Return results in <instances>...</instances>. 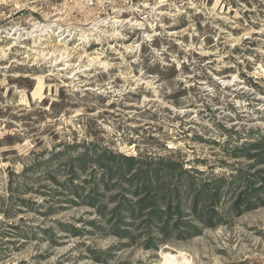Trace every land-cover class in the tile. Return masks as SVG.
<instances>
[{
    "label": "rangeland",
    "instance_id": "obj_1",
    "mask_svg": "<svg viewBox=\"0 0 264 264\" xmlns=\"http://www.w3.org/2000/svg\"><path fill=\"white\" fill-rule=\"evenodd\" d=\"M93 1L0 0V264H264V0ZM160 158L186 169L148 186L183 204L166 238L126 209ZM214 180L210 226L186 188Z\"/></svg>",
    "mask_w": 264,
    "mask_h": 264
},
{
    "label": "trees",
    "instance_id": "obj_2",
    "mask_svg": "<svg viewBox=\"0 0 264 264\" xmlns=\"http://www.w3.org/2000/svg\"><path fill=\"white\" fill-rule=\"evenodd\" d=\"M242 148H251L252 150H254L253 153H246V156L248 158H253L255 160V164H264V134L261 135L260 138L253 143H244L242 145ZM109 156L112 160L117 157L114 153H109ZM118 157H120V155H118ZM122 158L124 159L126 164L124 167L119 165L118 172L123 176L126 172L132 169V166L136 160L134 156L129 155H124ZM156 163L157 165L153 167L150 174L145 173L142 174L141 178L138 177V179H141V183L138 186L136 185L133 191L134 196H136L137 198L134 202L130 203V205L126 207V209L128 210L129 215L132 217H137L138 215L143 214L145 216V224L148 230L151 229L152 225L157 226V229L161 233L162 238H166L169 236L171 230H174L175 228H178L180 226V223L176 220V218L181 215L183 204L181 203L180 197L177 193H171L170 190L165 189V187H163L161 183L155 187H152L151 189H149L148 186L149 184H152L151 181L153 182L154 180H157L158 177H160L159 170L161 167L159 164H164L165 169L175 171L177 173H183L186 171V169L182 167V164L180 162L169 159L160 158ZM137 171L138 170H136L135 173L132 174V176H138ZM239 174H241V171H239ZM249 174L251 175H248V177H246L244 190L236 195L229 206L226 207V211L239 210L242 203L244 204V206H246V208H249L251 206L252 203H250L249 198H247V188L251 185L255 173ZM186 190L191 191V204L189 208L190 214L194 215L197 218L203 217L204 223L210 226L214 224L213 219H215V217L218 219V214L215 209L210 208V205L218 196L219 185L216 184L215 180L204 183L197 190H193L191 188V185H189ZM74 194H78L76 189H74ZM164 197L166 198V201H163V204L161 205L160 200H162ZM199 203H201L202 205L199 206ZM90 204H93L92 200L90 201ZM121 206V204H116L112 208V213L118 215L121 210ZM97 211L102 214L103 206H97ZM174 214L175 217H173ZM172 218H174V222L170 225V220ZM108 221L110 220H106V222ZM110 226L112 230L116 232V234H123L120 232L127 233V230L125 228H121L118 221L110 223ZM76 230L77 229L75 228L72 229L73 232ZM177 234H180V231H178ZM146 246L155 248V245L150 243V239H148Z\"/></svg>",
    "mask_w": 264,
    "mask_h": 264
},
{
    "label": "bare ground",
    "instance_id": "obj_3",
    "mask_svg": "<svg viewBox=\"0 0 264 264\" xmlns=\"http://www.w3.org/2000/svg\"><path fill=\"white\" fill-rule=\"evenodd\" d=\"M131 20V19H130ZM129 20V21H130ZM113 21H115V20H113ZM117 22H119L120 20H116ZM49 25H42V26H40L39 27V25H37L36 27H35V29H34V31H37V30H40V31H42V30H45V31H47L48 30V27ZM39 27V28H38ZM59 33V32H58ZM14 33H13V39H14ZM12 36V35H11ZM59 36V35H58ZM87 35H82V37L84 38H87L86 37ZM62 36L60 35V37H59V39L60 40H62V39H64V37H62ZM12 39V40H13ZM15 43V42H14ZM14 43H12L11 44V47H13V45H15ZM127 48V47H126ZM127 50H131L130 48H127ZM57 61V60H56ZM59 61V60H58ZM103 64H105V63H103ZM68 65V64H67ZM60 70L62 69V67L61 68H59ZM85 69H88V68H85ZM84 69V70H85ZM83 70V69H82ZM73 75H75V74H73ZM161 264H192V262L185 256V254H183V253H181V252H179L178 254H166L165 256H164V258H163V261H162V263Z\"/></svg>",
    "mask_w": 264,
    "mask_h": 264
},
{
    "label": "built area",
    "instance_id": "obj_4",
    "mask_svg": "<svg viewBox=\"0 0 264 264\" xmlns=\"http://www.w3.org/2000/svg\"><path fill=\"white\" fill-rule=\"evenodd\" d=\"M88 5H93L94 1L93 0H87Z\"/></svg>",
    "mask_w": 264,
    "mask_h": 264
}]
</instances>
